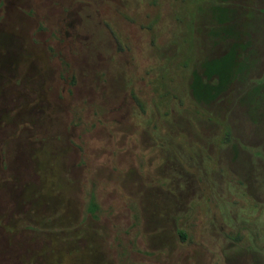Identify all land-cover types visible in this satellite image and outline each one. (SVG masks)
Returning a JSON list of instances; mask_svg holds the SVG:
<instances>
[{
  "label": "rangeland",
  "instance_id": "obj_1",
  "mask_svg": "<svg viewBox=\"0 0 264 264\" xmlns=\"http://www.w3.org/2000/svg\"><path fill=\"white\" fill-rule=\"evenodd\" d=\"M220 4L0 0V264H264V0Z\"/></svg>",
  "mask_w": 264,
  "mask_h": 264
},
{
  "label": "trees",
  "instance_id": "obj_2",
  "mask_svg": "<svg viewBox=\"0 0 264 264\" xmlns=\"http://www.w3.org/2000/svg\"><path fill=\"white\" fill-rule=\"evenodd\" d=\"M217 1L221 4L212 6V14L222 31L230 35V31H227L224 25L235 19L233 7L227 5L235 0ZM221 37L223 38V36ZM240 48L242 49L241 45L234 42L224 55L204 60L199 66L200 71L192 72L189 89L191 96L198 104H211L228 91L237 79L246 75L245 71L248 67L244 60L240 59ZM96 209V204L91 200L88 211L93 214Z\"/></svg>",
  "mask_w": 264,
  "mask_h": 264
}]
</instances>
